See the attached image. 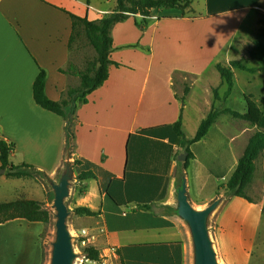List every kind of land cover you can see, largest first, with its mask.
I'll use <instances>...</instances> for the list:
<instances>
[{
	"label": "crops",
	"instance_id": "crops-1",
	"mask_svg": "<svg viewBox=\"0 0 264 264\" xmlns=\"http://www.w3.org/2000/svg\"><path fill=\"white\" fill-rule=\"evenodd\" d=\"M63 10L96 21L114 9L102 10L91 0H0V138L15 146L10 160L21 155L20 164L34 166L52 181L64 162V122L35 105L32 86L39 68L46 72L45 94L52 101H59L68 86H78L77 78L59 72L69 60L71 34ZM251 10L264 11V5H252ZM160 12L150 13L142 31L133 18L113 26L110 60L120 66H110L108 80L77 109L71 161L94 165L97 180L81 182L75 208H88L98 216H76L73 224L76 232L87 230L94 237L91 247L101 257L113 256L118 264H190L185 232L171 209L181 170L177 158L184 152L173 125L181 118L183 132L185 124L174 78H198L207 67L220 64L215 57L230 39L220 34L224 26H216L215 50L204 51L202 23L207 36L212 17H164ZM222 13L215 11V17ZM0 180L5 184L16 179L4 171ZM26 181L30 184L21 185V198L15 200L7 198L0 183V204L35 201L33 186L47 193L37 179ZM212 201L198 200L192 206L203 209ZM25 222L0 225V264H44L41 245L37 248L40 223ZM14 224L32 228L36 244L28 249L12 245L22 260L9 263L1 253L11 248L13 235L3 230Z\"/></svg>",
	"mask_w": 264,
	"mask_h": 264
},
{
	"label": "rangeland",
	"instance_id": "rangeland-1",
	"mask_svg": "<svg viewBox=\"0 0 264 264\" xmlns=\"http://www.w3.org/2000/svg\"><path fill=\"white\" fill-rule=\"evenodd\" d=\"M91 3L102 10L114 9L116 6V0H91ZM255 4L264 5V0H192V8L186 14L188 17L200 16L203 20L213 18L211 22L209 21L211 27L207 36V30H204V22L202 23L203 36L205 35L202 44L203 50L205 51V47L215 50V40H213V37L216 26H224L220 34L230 38V45H228V42L221 48L220 54L215 57L216 62L224 65L228 60L237 61L249 58L248 53L254 48V40L259 30L264 28V11H247ZM233 9L235 11L231 13L230 10ZM157 11H162L159 14L164 17L174 14L179 16L177 11H165L161 9ZM215 11L224 13L219 17H215ZM155 14L156 12H154ZM208 14H212V16ZM244 15L243 22L237 27L238 21ZM137 18L140 20V16H137ZM224 21H226V25L221 23ZM223 36H220V40ZM80 48L79 51L74 52L72 61L80 68H83L85 59L91 58L93 52L84 43L81 44ZM255 65V62L249 63L251 67ZM233 73L235 85L231 95L226 99L224 98L226 85L221 82L214 65L207 67L198 78L182 74L175 76L174 89L178 95L177 99L180 98L178 100L182 107L181 112L183 122L185 123L183 132L188 139L193 138L192 136L195 133L200 118L206 116L212 106L219 110L227 108L244 113L246 110V97L258 108H262L264 104V71L249 74L234 70ZM185 86L190 89V92L186 96L183 93ZM214 89H217L219 100H215L214 98ZM74 129L76 130V127ZM254 132L255 128L249 123L233 119L229 115H221L210 129L207 137L190 146V152L193 154L194 159L189 161L188 168L185 170L187 185L189 187V202L192 205L194 201L212 198L215 200L223 197V201L209 219L210 236L220 264H264V212L261 214V208L264 207V153L256 162V173L247 191L252 204L240 198L225 197L223 192L224 184L231 176L239 156L242 154L248 139ZM74 142L75 140L72 141V148L75 147ZM10 162L14 166H17L23 161L21 155H18L16 160L11 159ZM63 167L64 162L59 174ZM1 171L0 175L2 174ZM33 175L44 185L47 191L44 194L39 187L33 186V190H35L34 199L43 203L45 208L50 211L52 205L51 189L46 183L45 177L37 170L33 171ZM0 183L3 192L6 193L9 200L21 198V185L23 183L30 184L26 180H7L5 184L0 180ZM89 188H92V186ZM219 189L220 191L218 192ZM79 190H83L81 182L75 179L74 174L70 196L66 200V206L71 212L67 222L72 234L76 232V227L73 224V219L76 216L73 210ZM174 205L175 199L172 206L174 207ZM173 207L171 208L172 210ZM26 225L30 224L26 223ZM178 225L181 231L185 232V243L190 253L187 228L180 220H178ZM14 226L12 228H4L3 230V232L7 231V233L13 235L9 241L11 248L1 253L3 258H6L9 263L10 261L12 263L22 260L21 256L16 254L17 250L12 249V245L23 244L24 248L28 249L30 243L34 246L36 244L33 243L36 240V234L32 228L22 227L18 224H14ZM38 227L40 228V234H38L39 244H37V248L39 251L41 245L43 262L44 264H49L50 243L54 237L53 216L47 225L38 224ZM92 244L93 241L90 242L88 247ZM74 247L77 253L83 255L80 245L74 243ZM100 258V261L96 264H118L117 260L108 254L100 256ZM85 259L80 257L76 261V264H92Z\"/></svg>",
	"mask_w": 264,
	"mask_h": 264
},
{
	"label": "trees",
	"instance_id": "trees-1",
	"mask_svg": "<svg viewBox=\"0 0 264 264\" xmlns=\"http://www.w3.org/2000/svg\"><path fill=\"white\" fill-rule=\"evenodd\" d=\"M87 3H89V0H87ZM191 5L192 0H116L114 10L96 21H89L87 18H81L63 10L70 18L71 34L68 42L69 60L66 67L60 69L59 72L67 77L77 78L78 86H68L59 101H52L45 94L46 72L39 68L33 82L32 96L35 105L57 115L63 120L65 153L69 149L70 155L72 154V141L75 138L74 128L78 125V107L85 105L87 97L102 87L108 80L110 66L116 68L120 66L110 60V54L113 51V40L111 37L113 26L133 18L135 25L142 31L152 11L160 9L177 11L179 17H184L190 11ZM137 16H140V20L137 19ZM83 43L92 50L93 55L91 58L85 59L83 68H80L72 61V58L74 52L79 51ZM248 55V59L229 61L226 65H215L221 82L226 85L225 99L231 95L235 85L234 70L249 74L264 71V28L259 30L254 40V48L249 51ZM250 62H255L256 65L251 67L249 66ZM189 92L190 89L185 86L184 96ZM213 95L215 100H219L217 89L213 90ZM178 99L180 100V98ZM245 101L246 110L244 113L227 108L219 110L212 106L205 118L200 122L195 136L190 140H187L182 132L181 118L173 127L181 142L183 151L188 154L184 163V169L186 170L189 161L193 159L190 146L202 141L221 115H229L233 119L247 122L253 126L255 132L248 139L231 176L223 186L225 197L240 198L252 204L247 191L256 173V162L264 153V104L260 109L246 97ZM14 150L15 146L13 143L7 142L2 137L0 138V170L5 171V175L9 179H36L33 171L37 169L34 166L25 163L14 166L10 163V156ZM95 168L94 165L82 159H74L73 161V172L78 182L97 180ZM78 194H82V191L79 190ZM105 195L109 196L107 192H105ZM143 208L149 209V207ZM263 212L264 207L261 208V214ZM73 213L77 217L94 218L98 216L97 212L85 207H76ZM17 219L25 220L29 223L47 225L52 219V215L43 203L36 201L17 200L0 204V225ZM82 254L92 262H99L101 259L100 252L91 246L82 248Z\"/></svg>",
	"mask_w": 264,
	"mask_h": 264
},
{
	"label": "water",
	"instance_id": "water-1",
	"mask_svg": "<svg viewBox=\"0 0 264 264\" xmlns=\"http://www.w3.org/2000/svg\"><path fill=\"white\" fill-rule=\"evenodd\" d=\"M187 152L177 160L181 164L180 177L175 192L173 213L187 228L190 241V264H220L210 236L209 219L223 201V197L213 200L203 209L194 208L188 200L187 179L184 163ZM1 173H4L2 170ZM74 178L73 163L69 149L64 156V167L55 181L45 177L52 192L50 213L54 218V237L50 243L49 264H76L81 257L74 247V236L68 227L71 212L66 206Z\"/></svg>",
	"mask_w": 264,
	"mask_h": 264
},
{
	"label": "built area",
	"instance_id": "built-area-1",
	"mask_svg": "<svg viewBox=\"0 0 264 264\" xmlns=\"http://www.w3.org/2000/svg\"><path fill=\"white\" fill-rule=\"evenodd\" d=\"M74 236V243L80 245L81 248H87L90 242L94 239L92 235L87 230H81L79 232L73 233ZM81 255V254H80ZM83 259L86 257L84 255H81ZM89 263L96 264L97 262L89 261L87 258L85 259Z\"/></svg>",
	"mask_w": 264,
	"mask_h": 264
}]
</instances>
